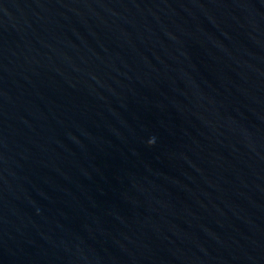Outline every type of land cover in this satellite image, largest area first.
<instances>
[{"label": "water", "instance_id": "1", "mask_svg": "<svg viewBox=\"0 0 264 264\" xmlns=\"http://www.w3.org/2000/svg\"><path fill=\"white\" fill-rule=\"evenodd\" d=\"M0 264H264V0H0Z\"/></svg>", "mask_w": 264, "mask_h": 264}]
</instances>
